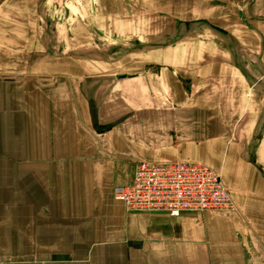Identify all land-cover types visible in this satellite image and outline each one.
<instances>
[{"label":"crops","instance_id":"1","mask_svg":"<svg viewBox=\"0 0 264 264\" xmlns=\"http://www.w3.org/2000/svg\"><path fill=\"white\" fill-rule=\"evenodd\" d=\"M34 1L0 0V264H264V64H202L222 90L162 104L151 74L46 52ZM138 161L204 163L238 210L128 211Z\"/></svg>","mask_w":264,"mask_h":264},{"label":"rangeland","instance_id":"2","mask_svg":"<svg viewBox=\"0 0 264 264\" xmlns=\"http://www.w3.org/2000/svg\"><path fill=\"white\" fill-rule=\"evenodd\" d=\"M34 2L29 13L37 15V30L46 52L62 61L73 57L92 64L96 76L119 79L128 73L151 74L158 81V102L173 107L179 83L189 102L203 98L202 92L207 90L212 98L217 85L222 90L218 82L222 78L205 76L198 70L202 64H264V0ZM248 73L257 79L256 71ZM254 106L255 118L259 103ZM242 121L234 120L233 127ZM260 128L261 120L254 119L256 139Z\"/></svg>","mask_w":264,"mask_h":264},{"label":"built area","instance_id":"3","mask_svg":"<svg viewBox=\"0 0 264 264\" xmlns=\"http://www.w3.org/2000/svg\"><path fill=\"white\" fill-rule=\"evenodd\" d=\"M116 199L132 212H232L236 204L222 177L210 166L193 161L135 164L133 183L117 186Z\"/></svg>","mask_w":264,"mask_h":264}]
</instances>
